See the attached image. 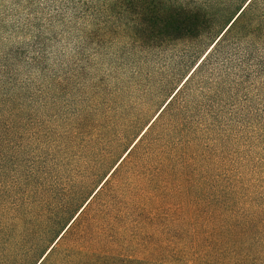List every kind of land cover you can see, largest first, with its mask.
<instances>
[{"label":"rangeland","instance_id":"374dc122","mask_svg":"<svg viewBox=\"0 0 264 264\" xmlns=\"http://www.w3.org/2000/svg\"><path fill=\"white\" fill-rule=\"evenodd\" d=\"M145 2L0 0V264L38 262L218 33L140 46ZM247 85L234 121L212 136L208 167L133 215L125 254L264 264V80Z\"/></svg>","mask_w":264,"mask_h":264},{"label":"trees","instance_id":"16d2710c","mask_svg":"<svg viewBox=\"0 0 264 264\" xmlns=\"http://www.w3.org/2000/svg\"><path fill=\"white\" fill-rule=\"evenodd\" d=\"M145 3L144 12L152 9L145 24L153 31L145 35L144 24L140 46L149 44L147 40L197 39L216 29L218 33L36 264H143L125 254L127 241L135 236V226L128 227L133 215L142 217L159 207L171 190L185 187L197 171L208 167L214 156L212 136L218 125H225L221 119L229 116L227 123L234 121L243 105L238 99L249 95L247 84L264 80V0ZM72 205L45 226L38 245L69 215Z\"/></svg>","mask_w":264,"mask_h":264}]
</instances>
